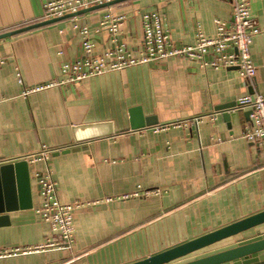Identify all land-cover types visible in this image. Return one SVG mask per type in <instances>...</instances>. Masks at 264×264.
Listing matches in <instances>:
<instances>
[{
	"label": "crops",
	"instance_id": "obj_1",
	"mask_svg": "<svg viewBox=\"0 0 264 264\" xmlns=\"http://www.w3.org/2000/svg\"><path fill=\"white\" fill-rule=\"evenodd\" d=\"M47 1L0 0V33L44 20ZM111 9L123 16L120 38L135 53L143 39L144 12H159L177 45L193 43L197 22L212 35L214 19H232V4L225 0H126ZM105 11L92 10L0 39V163L42 145L54 149L47 161L29 163L33 205L5 212L0 253L38 246L49 237V223L34 211L41 201L35 171L49 169L62 202L99 201L75 210L70 249L0 254V264H127L264 209L263 147L243 136L248 109L239 107L230 126L215 110L249 91L264 95V30L250 45L256 65L251 78L241 77L235 68L201 67L172 56L24 93L63 78L61 63L81 54L73 20L92 31ZM250 12L264 28V0H250ZM91 38L95 54L108 45L106 31L92 32ZM133 108L140 109L144 128H130ZM195 117L200 118L197 125ZM175 121L184 125L152 129ZM101 131L108 134L81 140ZM65 148L70 150L55 154ZM137 185L161 193L104 200L130 193ZM263 237L264 223L170 264ZM218 244L227 246L191 256Z\"/></svg>",
	"mask_w": 264,
	"mask_h": 264
},
{
	"label": "built area",
	"instance_id": "obj_2",
	"mask_svg": "<svg viewBox=\"0 0 264 264\" xmlns=\"http://www.w3.org/2000/svg\"><path fill=\"white\" fill-rule=\"evenodd\" d=\"M110 1L112 0H50L43 4L42 17L43 19L60 17ZM225 1L232 4L231 21L214 19L215 32L212 35L205 34L201 24L197 22L194 31L195 38L191 44H175L169 32L163 27L162 16L159 12L142 13L143 39L137 53L121 41L119 27L123 16L113 13L111 6L105 7L106 11L99 20L98 26L92 31L88 25L73 20L72 28L81 36V54L73 60L61 63L60 72L63 76L61 80L26 89L24 93L27 94L54 84H74L108 71L123 70L137 64L155 63L172 56L197 61L201 67L210 66L214 69L236 67L241 77L251 78L255 75L256 65L251 57L250 45L254 36L264 28L257 24L251 14L250 0ZM101 31L108 33V45L99 54H95L91 33ZM3 62L4 59L0 57V64ZM238 103L240 108L251 111L250 121L243 131L244 138L262 145L264 154V95L247 94L240 98ZM194 121L197 125L200 118L195 117ZM170 125H184V122L175 121L164 126H154L152 129L158 131ZM53 151L54 149L42 145L33 153L7 161L23 159L28 164L47 161ZM33 177L41 199L34 211L42 220L49 223V237L38 246L15 247L1 252V255L27 254L45 249H70L74 241L75 210L84 205L99 202L66 203L60 201L57 196V183L49 169L35 171ZM160 193V189L142 188L141 185H137L136 189L130 193L115 198L108 197L104 200L108 202L114 199L137 198Z\"/></svg>",
	"mask_w": 264,
	"mask_h": 264
},
{
	"label": "water",
	"instance_id": "obj_3",
	"mask_svg": "<svg viewBox=\"0 0 264 264\" xmlns=\"http://www.w3.org/2000/svg\"><path fill=\"white\" fill-rule=\"evenodd\" d=\"M123 1L126 0H112L107 3L81 9L75 13L44 19L3 31L0 33V39L51 24L65 18L74 17L92 10L111 6ZM231 68L236 69V67ZM249 93L251 95L254 94L253 91H249ZM238 108L239 103L233 101L217 105L215 110L221 114L224 121L228 122V126H230L229 121L235 111H239ZM250 112L251 111L249 109L244 111V116L247 121H250ZM130 114L131 129L135 130L145 127L146 124L139 108L131 109ZM102 126L103 125H101V127ZM106 134H108L106 131H101L99 134L89 135L86 138H81V140ZM76 141H79V139L76 138ZM78 143L79 142H77V144ZM68 150H70V148L60 149L55 151V154H58L59 152L63 153ZM32 205V184L28 162L23 159H19L0 163V224L4 222V220H7L5 212L17 209H28L31 208ZM262 223H264V209L224 225L218 229L204 233L198 237L127 264H170L171 262L183 258L199 249L246 231ZM259 261H264V237L179 264H223L227 262H232V264H252Z\"/></svg>",
	"mask_w": 264,
	"mask_h": 264
},
{
	"label": "rangeland",
	"instance_id": "obj_4",
	"mask_svg": "<svg viewBox=\"0 0 264 264\" xmlns=\"http://www.w3.org/2000/svg\"><path fill=\"white\" fill-rule=\"evenodd\" d=\"M221 245V246H220ZM225 246H227V245H222V244H218V245H216V246H213L212 248H206V249H203V250H200V251H198V252H196L195 254H193V255H191L192 257L193 256H196V255H201V254H204V253H207V252H211V251H213V250H218V249H221V248H223V247H225ZM264 264V263H263Z\"/></svg>",
	"mask_w": 264,
	"mask_h": 264
}]
</instances>
